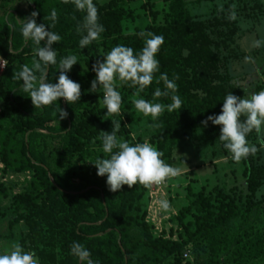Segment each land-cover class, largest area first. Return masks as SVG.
<instances>
[{
    "label": "trees",
    "instance_id": "1",
    "mask_svg": "<svg viewBox=\"0 0 264 264\" xmlns=\"http://www.w3.org/2000/svg\"><path fill=\"white\" fill-rule=\"evenodd\" d=\"M202 2L208 5L206 16L193 12ZM93 3L98 23L105 30L98 41L81 49L79 41L86 33H78L77 28L86 13L76 10L71 0H0V57L8 61L0 73V180H6L0 182V199L5 202H0V222L6 220L9 229L4 239L15 240L13 231L23 225L26 232L17 241L25 251L36 253L39 264H87L71 253L73 242L84 245L93 264H264V197H257L264 185V167L242 160L246 191L237 197L234 188L228 192L219 186L195 191L191 180L185 186L188 203L169 218L172 225L167 231L156 234L146 221L149 189L138 183L111 192L106 176L98 177L93 165L108 157L99 137L102 131H112V120L120 121L117 137L132 145L144 142L141 135L135 140L132 136L144 122L147 141L164 154L162 159L169 165L178 144L190 137L196 139L198 132L208 133L225 149L218 139L220 126L202 122L220 114L228 93L242 97L227 66L237 58L232 46L238 34L250 30L241 31L239 20L253 22L264 16V4L261 0ZM53 9L58 14L55 22L48 18ZM33 11L39 13L37 24L44 23L61 37L53 45L57 64L48 67V82H57L60 59L68 55L78 58L67 73L81 86L82 95L75 104L61 99L34 108L22 81L12 78L23 65L31 67L38 59L37 46L22 37L17 21ZM141 32L164 37L156 56L159 71L139 96L134 95L137 87L117 80L116 90L123 97L121 115H106L102 86L90 91L96 78L92 66L98 60L103 62L117 45L131 47L138 54L145 43ZM45 44L46 40L41 41L42 47ZM162 73L170 80L179 77L174 94L183 103L180 109L165 110L153 121L132 101L143 98L172 103V93L154 96L157 88L166 90L162 81L156 82ZM261 74L264 76V69ZM59 107L68 112L66 119H59ZM153 123L161 127L153 128ZM185 252L189 253L187 262L183 260Z\"/></svg>",
    "mask_w": 264,
    "mask_h": 264
},
{
    "label": "clouds",
    "instance_id": "2",
    "mask_svg": "<svg viewBox=\"0 0 264 264\" xmlns=\"http://www.w3.org/2000/svg\"><path fill=\"white\" fill-rule=\"evenodd\" d=\"M63 2L68 3L69 0H63ZM71 2L76 10L86 13L82 25L77 28L78 33L81 31L86 33L79 41L80 48L84 49L92 42L98 41L105 29L98 23V9L93 0H71ZM38 15L37 11H33L29 17L22 20L17 18L21 24L22 37L25 40L30 39L37 46L34 51L38 59L32 62L31 67L27 64L23 65L12 78L22 81L23 90L29 93L34 108L50 106L61 99L66 104H75L81 98V86L70 79L67 73L74 65H77L78 58L76 55H68L60 59L57 82H48L47 69L57 64V53L53 45L59 42L61 37L50 31L44 23L37 24ZM57 15L56 10L53 9L48 18L55 22ZM139 35L145 37V43L138 54H134L131 47L117 45L103 57V62L98 60L92 66L96 78L91 82L90 91L95 92L102 86L106 115H121L123 97L116 90L117 80L122 83L130 82L131 86L137 87L134 95L139 96L152 84L155 74L159 71V61L156 56L164 43V37L151 32H141ZM45 40L46 44L42 47L41 41ZM262 45H264L262 40L253 43L254 47ZM7 66L8 61L0 57V69ZM176 79L179 77L174 76V79L170 80L167 73H162L156 82L162 81L166 90L162 92L157 88L154 92L157 98L167 97L172 93V103L164 105L137 98L132 101L135 108L145 116H151L153 121L158 120L165 110L172 112L180 109L183 101L179 95L174 94L178 91ZM58 115L59 119L63 120L68 117V112L59 107ZM209 121L213 125L220 126L218 139L232 154L235 161L239 162L249 155H254L258 149L255 145L249 144L247 137L253 131L257 135H264V90L243 98L231 92L228 93L223 100L220 114L210 115L202 123L207 125ZM111 122L112 131L110 133L102 131L99 137L102 140L103 151L108 154V157L97 159L94 164L92 163L98 177L106 176V184L111 192H119L123 186L132 188L138 183L145 189H150L154 185H163L168 179L180 175L181 169L167 164L162 159L164 154L147 140L132 145L122 137L118 138L120 121L112 120ZM150 126L161 127L158 123ZM158 203L165 211L171 207L167 200H160ZM71 253L80 261L93 264L90 259L91 253L84 245L73 242ZM0 264H39V260L34 251H25L18 241H14L0 254Z\"/></svg>",
    "mask_w": 264,
    "mask_h": 264
},
{
    "label": "rangeland",
    "instance_id": "3",
    "mask_svg": "<svg viewBox=\"0 0 264 264\" xmlns=\"http://www.w3.org/2000/svg\"><path fill=\"white\" fill-rule=\"evenodd\" d=\"M261 1L264 4V0ZM207 6V3L202 2L193 8V12L206 16ZM238 26L241 31L250 30L246 33L240 32L238 34L235 44L232 46V52L237 58L229 61L227 70L234 78L235 84L240 87L241 98H243L264 90V76L261 74L264 69V45L261 47L253 46L254 41H264V16L255 18L253 22L239 20ZM246 57H250V59H246ZM1 71L2 69H0V73ZM146 129L147 126L144 122H141L133 132V139L135 140L138 135H141L144 141L147 140ZM196 137V139L190 137L185 142L178 144L173 151V163L171 166L180 168L181 173L176 178L167 180L162 192L158 194L156 199L157 202L167 200L170 203V209L165 211L159 207L150 211L152 216H150V219H153L155 224H160L163 230L167 231L171 227L172 224L168 220L177 215L178 208L188 203L185 197V186L191 180L194 181L191 184L193 187H191L195 191L201 188L208 191L214 186H219L226 192L233 188L236 189L235 197L240 193L245 194L246 185L242 175L244 168L242 160L246 158L239 162L235 161L232 154L220 148L208 133L201 134L198 132ZM248 141L249 144L255 145L258 151L254 155H249L247 160L251 161L253 166L264 167V135L255 133ZM1 168L0 164V170ZM8 180L14 181V178H9ZM4 181L6 180H0V182ZM16 192H18L17 188L14 190V193ZM257 197H264V185L259 189ZM0 202L5 205V202L1 199ZM150 203L151 200L148 202L147 210ZM8 230L7 221L0 222V254L26 232L23 225H18L13 231L16 236L15 240H7L4 237L8 234ZM155 233L158 234L157 232Z\"/></svg>",
    "mask_w": 264,
    "mask_h": 264
},
{
    "label": "built area",
    "instance_id": "4",
    "mask_svg": "<svg viewBox=\"0 0 264 264\" xmlns=\"http://www.w3.org/2000/svg\"><path fill=\"white\" fill-rule=\"evenodd\" d=\"M165 184H166V182L163 185H159V186L154 185L148 191V197H149V200H151V203H150L149 208L147 210L146 221L149 222V223H151L153 225V229L158 234H160L162 232V228H161L160 224H155L154 221H153V219H150V216H151L150 215V211L152 209H156V208H159L160 207L159 206V203L157 202L156 199L158 197V194L162 192V189L165 186ZM183 260H184V262H187L189 260V253L188 252H185L183 254Z\"/></svg>",
    "mask_w": 264,
    "mask_h": 264
}]
</instances>
